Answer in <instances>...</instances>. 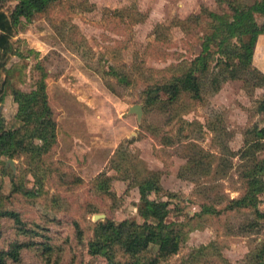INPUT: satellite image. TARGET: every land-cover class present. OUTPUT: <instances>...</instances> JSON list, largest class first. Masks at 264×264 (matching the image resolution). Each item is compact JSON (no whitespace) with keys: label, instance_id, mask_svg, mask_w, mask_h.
<instances>
[{"label":"rangeland","instance_id":"1","mask_svg":"<svg viewBox=\"0 0 264 264\" xmlns=\"http://www.w3.org/2000/svg\"><path fill=\"white\" fill-rule=\"evenodd\" d=\"M15 2L0 0V12L8 14ZM202 7L227 10L216 0H58L32 21L0 29L12 43L7 50L0 48V83L8 78L7 91L10 85L29 90L42 68L57 122L56 144L42 156L36 173L25 157L8 162L9 157L0 154V212L15 210L26 226L43 232L56 264H114L89 252L87 242L98 219H139L135 180L123 177L131 158L141 175L146 169H160L164 189L174 193L163 195L171 203L167 219L181 225L183 240L160 264H255L253 256L264 245V194L255 208L225 206L244 188L241 172L248 161L232 151L242 146L247 127L264 124V112L257 111L264 86L228 79L219 90L204 92L201 101L186 100L181 107L147 106L142 101L147 84L178 73L179 62L201 54L209 70L227 67L244 58L234 53L248 42L254 43V66L264 72V9L254 6L262 33L215 40L202 50L204 23L186 20ZM114 8L130 13L118 15L111 12ZM133 103L142 105L139 119L127 112ZM16 109L7 92L0 113L8 121ZM77 143L83 157L72 161L67 151ZM124 146L126 151H121ZM198 147L211 153L205 159L211 166L197 183L177 173ZM263 157L264 149L257 155ZM111 159L120 169L111 167ZM101 172L111 176L108 191L95 185ZM14 186L32 189L33 194ZM201 204L218 212L201 211ZM96 213L103 215L95 218ZM149 221L156 226L152 218ZM15 237L26 235L11 217L0 215V248ZM11 264L44 260L35 246L24 248L20 261Z\"/></svg>","mask_w":264,"mask_h":264},{"label":"trees","instance_id":"2","mask_svg":"<svg viewBox=\"0 0 264 264\" xmlns=\"http://www.w3.org/2000/svg\"><path fill=\"white\" fill-rule=\"evenodd\" d=\"M56 1L58 0H16L8 14L0 12V29L4 31L22 26L40 13L46 12ZM216 2L218 5L226 6L227 10L219 12L202 7L198 13L186 19L191 24L204 23L206 32L200 37L202 50L207 49L215 40L222 42L233 36L262 33L254 15V6L264 9V0H216ZM111 12L118 15L130 13L128 9L122 8H114ZM11 44L7 42V36L1 33L0 48L4 46L7 50ZM254 48V43H244L236 53L231 51L238 56H244V60H238L227 67L218 66L212 70L207 68L201 54L188 62H179L178 73H171L164 81L147 84L143 89V104L147 106L158 104L166 108L181 107L186 100L201 101L204 92L219 90L221 84L228 79L243 78L247 84L252 82V85L264 86V72L252 62ZM13 53H16V49ZM39 73L34 86L29 90L10 85L11 89L7 91L5 86L9 82L8 78L0 83V103L7 92L17 103L12 119L6 121L0 113V154L9 158L25 157V162L33 173L39 169L42 156L48 153L57 141V122L46 91V72L41 68ZM257 111L264 112L263 99L259 101ZM262 149L264 124L254 122L245 129L242 146L232 151V154L236 153L241 161L247 160L248 164L241 172L244 179L243 191L240 195L228 199L226 209L257 207L261 194H264V157L257 158L258 152ZM123 150L126 151V146L121 149ZM210 155L211 153L198 147L192 155H188L178 170V176L198 183L201 176L210 173L211 163L205 160ZM67 156L72 161L82 158V146L77 143L67 151ZM121 159L125 161L128 158ZM111 162V167L120 169L119 162L116 163L114 159H111ZM125 170L128 174L123 177L128 178L130 175L138 188L139 219L134 217L118 221L109 217L98 219L93 224L87 242L88 250L114 261V264H160L162 259L178 251L183 240L181 225L175 220L167 219L171 203L169 199L163 198V195L171 197L174 193L164 189L160 169H146V173L141 175L131 158ZM110 178L111 176L105 172L99 173L95 183L97 189L108 191ZM13 190L33 194L32 189L24 186H14ZM150 191L153 193L152 197L149 196ZM201 211L218 212L206 204H201ZM0 215L11 217L17 224L19 233L26 235V238L15 237L7 247L0 248V264L20 261L21 251L35 246L41 250L44 264H56V261L52 260L53 246L43 238L45 235L43 232L26 226L15 210H1ZM149 218L156 222V226L150 225ZM76 234L78 237L82 236V229L79 226L76 227ZM39 235L41 239L38 238ZM253 257L255 264H264V245L258 248Z\"/></svg>","mask_w":264,"mask_h":264},{"label":"water","instance_id":"3","mask_svg":"<svg viewBox=\"0 0 264 264\" xmlns=\"http://www.w3.org/2000/svg\"><path fill=\"white\" fill-rule=\"evenodd\" d=\"M127 112H134L136 114V118L139 119L141 114H142V105L140 103H133L129 106L128 111ZM8 162H12V159H7ZM102 213H96L94 216L95 218H100L102 217Z\"/></svg>","mask_w":264,"mask_h":264}]
</instances>
